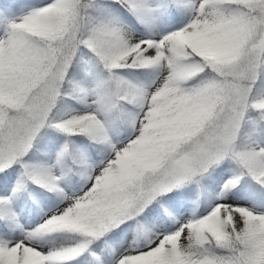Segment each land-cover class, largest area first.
I'll list each match as a JSON object with an SVG mask.
<instances>
[{
	"label": "snow or ice",
	"instance_id": "6c2138e0",
	"mask_svg": "<svg viewBox=\"0 0 264 264\" xmlns=\"http://www.w3.org/2000/svg\"><path fill=\"white\" fill-rule=\"evenodd\" d=\"M0 264H264V0H0Z\"/></svg>",
	"mask_w": 264,
	"mask_h": 264
}]
</instances>
